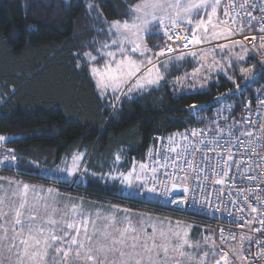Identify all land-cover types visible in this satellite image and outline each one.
Wrapping results in <instances>:
<instances>
[{
  "label": "trees",
  "instance_id": "16d2710c",
  "mask_svg": "<svg viewBox=\"0 0 264 264\" xmlns=\"http://www.w3.org/2000/svg\"><path fill=\"white\" fill-rule=\"evenodd\" d=\"M137 2L0 0V134L11 137L6 146L17 159L10 171L50 182L40 174L42 167L58 166L86 150L82 191L93 201L117 204L126 197L110 175L143 162L156 135L211 125L223 103H234L233 113L240 117L244 100L256 97L264 80V62L249 50L244 61H237L226 49L219 55L224 70L210 73L203 87L176 86L175 79L198 66L196 58L186 56L170 66L159 86L118 101L102 98L84 53L96 54L99 43L93 41L103 42L107 35L97 32L105 26L93 19L98 13L87 6L97 5L112 21L127 19L128 6ZM146 40L156 51L164 46L162 35ZM234 50L244 54L241 46ZM242 67L252 68L253 74L245 76ZM134 200L139 202L135 208L152 204Z\"/></svg>",
  "mask_w": 264,
  "mask_h": 264
},
{
  "label": "snow or ice",
  "instance_id": "6c2138e0",
  "mask_svg": "<svg viewBox=\"0 0 264 264\" xmlns=\"http://www.w3.org/2000/svg\"><path fill=\"white\" fill-rule=\"evenodd\" d=\"M232 3L233 8L231 10L224 8L221 16L218 15V10L221 8L222 0H138L137 3L128 6L127 19L112 21L103 17L97 5L89 3L87 6L89 12L95 9L98 13L93 19L105 26L104 29H97V32L103 34L106 31L108 37L103 42L93 41L99 43L97 55H93L92 52L84 53L86 62L89 63L90 77L95 80L99 94L105 96L111 90L113 99L118 101L121 96L128 97L133 91L159 86L164 74L169 72L170 66L184 60L186 56L198 58L203 67L204 61L212 55V61L209 62L211 66L215 62L216 48L226 49L227 44L197 51L185 52L183 49H189L190 45L196 47L211 44L214 40L228 39L242 33L246 26H250L251 22L257 19L251 15L244 3H239L240 11L236 10V0H232ZM252 7L255 8L256 5L253 4ZM261 11L264 12V7ZM244 16L249 19L245 21ZM231 25L238 27L233 28ZM186 26H190V31L183 30ZM178 29L180 31H177ZM260 32L264 33V23L260 24ZM156 35L174 41L183 36L185 42L175 48L165 45L159 51H153L149 48L146 37ZM261 40L264 41V36ZM231 44L233 46L240 44L244 54L237 53L236 60L244 61L248 49L240 41H231ZM260 48L264 49V43H261ZM177 52L179 54H176ZM167 54L172 55L160 60V57ZM231 66L232 62L229 60L228 67ZM77 68H81L79 63ZM196 71L199 69L194 70L193 76ZM240 71L245 76L253 74L252 68L242 67ZM203 131L193 130L190 135L198 137ZM219 131L222 133L223 129ZM260 131L264 136V124H261ZM178 135L188 141L187 146L181 151H177L181 147L180 143L174 137H169L167 150L164 151L162 147L161 151L156 153L157 156H162V162L152 160L151 165L141 163L138 166L139 171L133 166L127 174L119 173L118 176H111V179L118 180L128 187L139 182L140 187L153 193L156 192V185H160L164 189V195H170L168 184L158 179L160 170L174 167L180 172H185V168L179 165L180 160H185L187 168L195 171L196 152L202 151L201 147H194L187 135ZM228 135L233 136L235 133L230 130ZM239 135L251 137L252 132L241 130ZM239 135L236 136L237 140ZM5 139L0 136V141ZM203 143L204 141L200 140V145ZM208 143L215 146L217 141L212 139ZM230 143L225 141V145ZM240 143L244 146L243 141ZM189 149H192L191 153ZM212 150L216 151L215 147ZM225 150L228 152L227 159L231 161L233 159L231 147H226ZM189 155L192 157L191 160L187 159ZM216 155L222 156V153L217 151ZM151 156L150 153V159ZM5 159L9 157L5 156ZM11 159L14 160L15 157L12 156ZM81 159L82 154L73 156L71 168L63 171L76 175L81 171L78 164ZM116 159H119V156ZM208 159L209 157L204 154L203 160ZM84 171L86 172V169ZM165 174L171 181V187L175 189L179 179L176 172ZM247 178L256 179L253 176ZM101 179L104 177L101 176ZM150 183L151 186H148ZM216 183L224 181L217 180ZM29 191L28 184L17 183L12 197L18 199L10 197L6 202L5 197L0 196V264H193L194 261L196 264H208L209 251H203L199 243L193 245L189 240L188 226H182L179 222L174 226L171 221L153 222L151 216L141 214H135L137 220L134 222L131 218L133 214L124 209L125 215L119 221V225L122 226L118 225L114 215H109L104 217L108 223L100 228L97 226V221L101 219L100 212L93 213L84 208L82 200L64 203L63 207H58L61 201L52 196V193L55 191L58 196L59 190L49 188L47 199L36 197L35 201L30 203ZM41 202L42 212L37 207ZM113 209L120 211L118 206H113ZM251 211L256 212V207H252ZM260 223L262 228L254 231L261 232L264 229V220ZM245 239L252 240L251 237L242 236L241 243ZM205 242L208 243L209 238L206 237ZM211 243L214 249L216 245L214 242ZM261 243H264V240ZM186 248L199 250V259L197 260V256L192 252L186 251ZM233 252L235 253V249ZM5 253L10 255L5 256ZM260 254L264 255V248H261ZM211 255L214 258L213 264H232L228 253L223 249L219 253L212 251ZM240 258L246 259L242 254Z\"/></svg>",
  "mask_w": 264,
  "mask_h": 264
},
{
  "label": "built area",
  "instance_id": "2783aa9c",
  "mask_svg": "<svg viewBox=\"0 0 264 264\" xmlns=\"http://www.w3.org/2000/svg\"><path fill=\"white\" fill-rule=\"evenodd\" d=\"M241 2L257 19L253 20L250 26H246L242 33L230 36L228 39H221L220 42L240 41L253 55L264 62V49L260 48L261 43H264L261 40L264 33L260 32V24L264 23V12L261 11L264 7V0H236L237 11H240L238 5ZM253 4L256 5L255 8L252 7ZM224 8L231 10L232 0H227V2L222 0L218 15L222 16ZM244 19L247 21L249 17L244 16ZM231 26L238 27V25ZM183 30L189 31L187 26ZM184 42L183 36L175 41L164 37V46L170 45L175 48ZM198 47L190 45L189 49H183V51H194ZM168 55L172 54H167L166 57ZM234 107V103H223L218 106L216 109L218 118L211 125L197 126L193 129L197 132L204 130L198 137L190 135L193 130L154 137L146 152L143 161L145 164L151 165L152 160L162 162V156H157L156 153L160 152L162 147L164 151L167 150L169 137H174L180 143L181 147L177 151L187 146L188 141L183 140L178 134L187 135L194 147L199 146L202 151L196 152L195 171L187 168L185 160L179 161L180 167L185 168V172H180L174 167L160 170L158 179L168 184L170 195H164V189L156 185V192H149L153 200L149 206L162 213L187 218L211 227L218 249L220 251L223 249L228 253L232 264H264V255L260 254L261 248H264V243H261L264 240V229L261 232L254 231L262 228L260 221L264 220V147L260 146L264 145V136L260 131L261 124H264V80L256 97L244 100L240 117L234 115ZM219 129H223V132L221 133ZM230 130L235 135L229 136ZM241 130L251 131L252 136L239 135ZM237 135H239V140L236 139ZM212 139L217 141L215 146L208 143ZM200 140L204 141L203 145H200ZM225 141L231 143L225 145ZM241 141L244 142V146H241ZM213 147L216 151L212 150ZM226 147H231L233 155L231 161L227 159ZM191 151L192 149H189V153ZM217 151L221 152L222 156H217ZM150 153L152 154L151 159L149 158ZM204 154L209 157L207 161L203 160ZM187 159L191 160V155ZM173 171L179 177L175 189L171 187V181L165 174ZM249 176L256 179L250 180L247 178ZM217 180H223L224 183H216ZM148 186H151V183ZM139 196L142 201L149 203L144 188L140 189ZM252 207H256L257 211L252 212ZM241 235L251 237L252 240L245 239L247 247L237 255L228 250L227 244L237 240ZM241 254L246 259H241Z\"/></svg>",
  "mask_w": 264,
  "mask_h": 264
},
{
  "label": "rangeland",
  "instance_id": "374dc122",
  "mask_svg": "<svg viewBox=\"0 0 264 264\" xmlns=\"http://www.w3.org/2000/svg\"><path fill=\"white\" fill-rule=\"evenodd\" d=\"M188 30L190 31V26H187ZM107 35V32H106ZM108 38V37H107ZM107 40V39H106ZM219 40L212 41L211 44H202L198 45L199 47L194 50L197 51L198 49H209L212 48L211 46L214 45H220V44H227L228 48L231 49L230 55H235V47L240 46V44H237L233 46L231 42L228 43H222ZM147 42V40H146ZM242 44V43H241ZM164 47V46H163ZM226 49H219L216 48L215 52V62L209 65V62L212 61V55H209L207 60L204 61L203 67H201L200 61L198 58H196L198 66L196 69H199V71L195 72V75L193 76L194 70L185 74H182L177 79H175V84L177 87H185L188 89H197L200 87H203L207 81L209 80V74L213 73L215 71H223L225 66L223 65L222 61L220 60L221 53L226 51ZM153 51H156L153 49ZM159 51V50H157ZM93 55H97V53H93ZM168 57L163 56L160 57V60L167 59ZM229 61L228 59H226ZM195 69V70H196ZM163 71V69H161ZM165 78V74H164ZM94 80V79H93ZM95 81V80H94ZM162 81V80H161ZM160 81V82H161ZM155 87V86H152ZM150 87V88H152ZM149 89V88H147ZM145 89V90H147ZM98 90V88H97ZM144 91V90H142ZM142 91H133L132 93H129L128 96H133L138 92ZM99 92V90H98ZM102 98H106L109 101H113V97L111 94V90L108 91L107 95L102 96ZM0 136L5 137L6 139L4 141H0V196H4L5 200H7L11 197L12 199H18V197H12V192L16 189L17 183L19 184H28L30 186V191L28 193V199L30 203H33L35 201L36 197H43L47 199L48 193L47 189L52 188L54 190H59V195L57 196L56 192L54 191L52 193V196L56 197L58 201H61L60 204H58V207H63L64 203H71V202H79L83 201V207L92 211L95 213L96 211H99L101 214V219L97 221V226L100 228H103L105 224L108 223L104 217H107L109 215H114L117 219V223L119 225V221L121 218L125 215L124 209H128L133 215L132 220L135 222L137 220V216L135 214H141L144 216H151L152 221H171L173 226L176 222H179L182 226H188L187 231L189 233V240L190 242L195 245L199 243L202 247L203 251H209V257H208V264H213V256L211 255L212 251H215L217 253L220 252L218 249V246L215 242L214 235L212 232V229L209 226L203 225L201 223H198L196 221H192L187 218L170 215L167 213H162L158 210H156L154 207L145 206V208H135L133 207L132 203H128L130 200L139 199L141 200L139 196V191L142 187H140L139 182H137L132 187H128L125 184L120 183V193L122 196L126 197L123 202L120 203H108L106 201H103L101 199H97L96 201L91 200L90 197H86L85 193L82 191L81 187L85 185V178L83 175V165H85L86 161L85 158L87 156L86 150H80L76 152L73 156L82 154V159L78 161V164L80 165L81 171L78 172L76 175H70L66 171H63L64 169L71 168L72 165V158L73 156L69 158H65L63 162L55 167L49 168V167H42L41 169V175L44 178L51 179L53 181L45 182V181H33L28 178L22 177L18 175L16 172H12L9 169H13L17 163V159H11L12 156H14L13 151L6 146V141L9 140L11 137L9 135L0 134ZM5 156H8L9 159H5ZM15 157V156H14ZM143 163L137 162L134 166H136L137 171H139V164ZM133 168V167H132ZM132 170V169H131ZM129 170V171H131ZM129 171H123L121 169H116L110 176H118L119 173L127 174ZM72 181L70 185H65L63 182H69ZM145 189V188H144ZM146 190V189H145ZM150 193L146 191V198L147 202L153 203L152 197L149 195ZM113 206H118L120 211H114ZM38 209L42 212L43 211V205L42 202L37 205ZM156 210V211H155ZM159 212V213H158ZM122 226V225H119ZM148 231H151V228L148 229ZM244 235H241L237 238V240L231 241L227 244V248L229 251L233 252V249H235V253L239 255L240 251L247 247V242L245 240L243 243H241V237ZM209 238V242H205V238ZM245 237V236H244ZM214 242L216 247L212 248V243ZM186 251L192 252L194 255L197 256V260L199 259L200 252L199 250L195 248H186ZM10 254L5 253V256H8ZM15 259V257H12ZM218 258V257H216ZM229 258V256H228ZM230 260V258H229ZM193 264H196L194 261Z\"/></svg>",
  "mask_w": 264,
  "mask_h": 264
},
{
  "label": "crops",
  "instance_id": "0c3cea01",
  "mask_svg": "<svg viewBox=\"0 0 264 264\" xmlns=\"http://www.w3.org/2000/svg\"><path fill=\"white\" fill-rule=\"evenodd\" d=\"M15 159H16V158H15ZM141 201H142V200H141ZM129 202L132 203V204H134V205H135V204H139V202H136V200H130V201H128V203H129ZM143 202H146V201H142V203H143ZM210 228H211V227H210ZM211 229H212V228H211ZM212 232H213V230H212ZM213 235H214V234H213Z\"/></svg>",
  "mask_w": 264,
  "mask_h": 264
}]
</instances>
